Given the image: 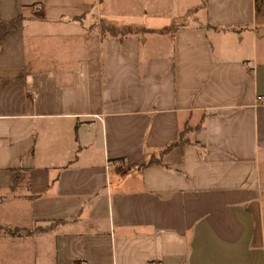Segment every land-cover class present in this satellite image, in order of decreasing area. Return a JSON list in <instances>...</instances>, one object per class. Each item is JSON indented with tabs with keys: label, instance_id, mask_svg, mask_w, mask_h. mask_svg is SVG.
<instances>
[{
	"label": "crops",
	"instance_id": "obj_1",
	"mask_svg": "<svg viewBox=\"0 0 264 264\" xmlns=\"http://www.w3.org/2000/svg\"><path fill=\"white\" fill-rule=\"evenodd\" d=\"M161 2L0 0V264H264V0Z\"/></svg>",
	"mask_w": 264,
	"mask_h": 264
},
{
	"label": "trees",
	"instance_id": "obj_2",
	"mask_svg": "<svg viewBox=\"0 0 264 264\" xmlns=\"http://www.w3.org/2000/svg\"><path fill=\"white\" fill-rule=\"evenodd\" d=\"M202 2L204 3V0H202ZM98 23H97V29H98V32H99V35L102 37L104 36L105 34H111V35H119L120 37H123L126 33H130L132 32L133 30H137V31H147V30H150V29H146L144 27H134L132 30H129V26L126 25L124 27V30L123 31H120L118 28H116V25L114 22L112 21H109L103 17H101L100 19L97 20ZM22 22V16L20 14H16L15 16L13 17H10V19L8 20H5V21H0V40L1 38L10 33V31H13L15 29H17L19 26H21V23ZM125 25V24H123ZM186 128V127H185ZM181 134H182V131L179 135V138H178V143H181L183 141H185L184 138L181 137ZM197 143V142H196ZM195 143V144H196ZM173 144V143H172ZM169 145L166 146V148L168 147ZM163 149V150H166ZM151 161H153V157L151 156V158L145 162V163H151ZM4 229L10 233V234H29L31 233V231H34V230H40V229H43L42 227H31V228H26V227H14V228H10V227H4Z\"/></svg>",
	"mask_w": 264,
	"mask_h": 264
},
{
	"label": "rangeland",
	"instance_id": "obj_3",
	"mask_svg": "<svg viewBox=\"0 0 264 264\" xmlns=\"http://www.w3.org/2000/svg\"><path fill=\"white\" fill-rule=\"evenodd\" d=\"M166 0H162V2L161 3H163V2H165ZM151 22H153V23H155V24H157V22H159V21H151ZM97 23H98V21H96V26H97ZM159 24V23H158ZM115 25H116V28H118L120 31H123L124 30V27L126 26V24L125 25H123V24H121V22H119V21H117L116 20V23H115ZM129 27V30H132L134 27H138L136 24H130V25H128ZM97 28V27H96ZM141 31V30H140ZM167 32H170V27L167 29ZM166 32V33H167ZM140 34H143V32H141ZM150 35H152V36H154V35H157V34H150ZM11 50H13V48L11 49ZM2 60H1V63H11V62H13V61H20L21 60V55H12V54H5V55H3L2 57Z\"/></svg>",
	"mask_w": 264,
	"mask_h": 264
},
{
	"label": "built area",
	"instance_id": "obj_4",
	"mask_svg": "<svg viewBox=\"0 0 264 264\" xmlns=\"http://www.w3.org/2000/svg\"><path fill=\"white\" fill-rule=\"evenodd\" d=\"M78 264H84V262H83L82 260H80V261L78 262Z\"/></svg>",
	"mask_w": 264,
	"mask_h": 264
}]
</instances>
